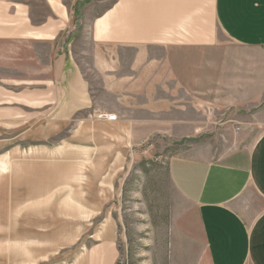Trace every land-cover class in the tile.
Here are the masks:
<instances>
[{"label":"crops","instance_id":"obj_1","mask_svg":"<svg viewBox=\"0 0 264 264\" xmlns=\"http://www.w3.org/2000/svg\"><path fill=\"white\" fill-rule=\"evenodd\" d=\"M92 2L0 0V264H117L103 144L150 140L191 145L171 264H264V0Z\"/></svg>","mask_w":264,"mask_h":264},{"label":"rangeland","instance_id":"obj_2","mask_svg":"<svg viewBox=\"0 0 264 264\" xmlns=\"http://www.w3.org/2000/svg\"><path fill=\"white\" fill-rule=\"evenodd\" d=\"M114 2L93 0L89 8L92 12H100ZM229 114H214L220 129V137L215 139V144L222 152L232 147V143L226 140L227 133L226 138L223 137L226 128L231 125L236 128ZM69 134L70 129L66 128L49 144L60 143L63 150H69ZM103 146L124 155L121 159L108 160L119 169L115 178L118 188L109 192V205L104 212L113 224L117 222L118 225L117 264H171L173 223L184 207V202L170 182L168 164L173 156L185 154L191 145L150 140L133 146L119 142ZM66 176L61 175L62 184Z\"/></svg>","mask_w":264,"mask_h":264},{"label":"built area","instance_id":"obj_3","mask_svg":"<svg viewBox=\"0 0 264 264\" xmlns=\"http://www.w3.org/2000/svg\"><path fill=\"white\" fill-rule=\"evenodd\" d=\"M100 119L108 120L110 122H115L117 120V117L116 116H111V115H101Z\"/></svg>","mask_w":264,"mask_h":264}]
</instances>
